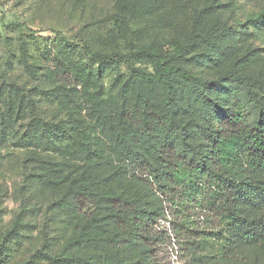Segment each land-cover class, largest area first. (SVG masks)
I'll list each match as a JSON object with an SVG mask.
<instances>
[{
  "label": "rangeland",
  "instance_id": "obj_1",
  "mask_svg": "<svg viewBox=\"0 0 264 264\" xmlns=\"http://www.w3.org/2000/svg\"><path fill=\"white\" fill-rule=\"evenodd\" d=\"M260 11L261 0H0V264H214L202 257H218L221 242L201 231L217 218L182 213L179 187L144 174L154 147L180 136L155 127L146 141L139 103L147 94L161 107L158 66L119 55L180 47L170 62L202 79L235 64L264 75ZM174 85L175 120L190 128L206 90ZM229 88L207 93L226 108ZM89 181L76 204L70 194ZM130 207L141 210L143 240L122 221ZM83 228L91 239L78 243ZM215 262L264 264V239Z\"/></svg>",
  "mask_w": 264,
  "mask_h": 264
},
{
  "label": "trees",
  "instance_id": "obj_2",
  "mask_svg": "<svg viewBox=\"0 0 264 264\" xmlns=\"http://www.w3.org/2000/svg\"><path fill=\"white\" fill-rule=\"evenodd\" d=\"M258 18L264 27V11L258 13ZM181 51L182 48L176 47L173 53H164L156 45H143L135 53L119 56L124 59L147 55L158 66L161 107L156 109L147 94H142L139 103L146 141H151L155 127L167 134L177 131L180 136L175 142L166 138L154 147L155 163L148 165L144 174L160 187L164 188L166 183L179 187L172 205L182 213L186 206L199 207L217 218L216 225L201 231L221 242L218 257L216 254L202 257L216 264L217 258L223 260L234 253L238 244L250 245L264 239V75L250 74L235 64L217 76L202 79L192 70L170 62ZM86 52L93 58L109 57L91 53L88 48ZM100 71L99 66L97 77ZM175 77L190 82L191 87L200 91L206 90L200 94L201 102L193 108L190 128L188 123L180 125L175 120L181 110ZM222 84L230 86L233 96L226 108L207 93ZM92 185L89 181L73 191L70 194L73 201L83 203ZM122 221L138 238H146L141 210L130 207ZM186 223L182 220L178 225ZM178 225L173 223L175 230ZM89 239L91 231L84 228L75 237L78 243ZM101 264L118 263L104 259Z\"/></svg>",
  "mask_w": 264,
  "mask_h": 264
}]
</instances>
